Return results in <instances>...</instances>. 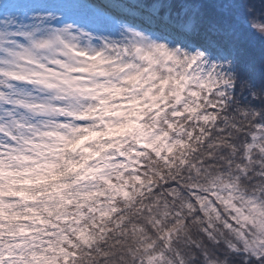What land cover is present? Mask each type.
I'll return each mask as SVG.
<instances>
[{
	"label": "clouds",
	"instance_id": "obj_1",
	"mask_svg": "<svg viewBox=\"0 0 264 264\" xmlns=\"http://www.w3.org/2000/svg\"><path fill=\"white\" fill-rule=\"evenodd\" d=\"M0 264H264V0H0Z\"/></svg>",
	"mask_w": 264,
	"mask_h": 264
}]
</instances>
